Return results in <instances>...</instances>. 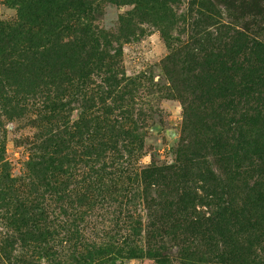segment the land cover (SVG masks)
Listing matches in <instances>:
<instances>
[{
	"label": "rangeland",
	"instance_id": "1",
	"mask_svg": "<svg viewBox=\"0 0 264 264\" xmlns=\"http://www.w3.org/2000/svg\"><path fill=\"white\" fill-rule=\"evenodd\" d=\"M90 1L99 6L94 26L109 38L106 54L112 56L116 50L121 52L118 58L120 68L113 72L118 75L119 71H124L125 77L134 83L126 88L129 96L115 102L113 113L107 117L111 123L117 124L115 133L135 135L134 144L131 145L132 140L127 143L128 150L136 147L139 135L143 144L141 152L134 153L129 159L124 157L114 170L106 169L105 173L114 171L110 178L103 176L99 180L101 176H98L99 184L108 187L112 194L109 200L105 198L92 208L90 200H81L82 196H86L85 189L93 181L95 170L103 164L109 167L110 160L92 156L89 167L87 144L78 137L85 129L73 128L69 131L73 139L65 143L68 150L61 153L62 157L66 156L62 171L69 175L65 177L68 180L64 189L68 197H63L64 193L54 195L46 186L39 168H45L52 151L58 149H53L56 139L53 144L48 142V137L45 141V137L50 130L60 129L62 123L57 118L44 122L50 114L47 108L53 103L68 104L61 114L71 125L78 120L85 124L91 120V115L100 120L107 107L103 106V100L102 105L99 102V92L94 89L97 84L81 88L82 80L77 76L65 81L58 89L34 84L36 72L30 63L38 62V52L33 53L30 49L7 53L8 56L0 58V264H92L84 259L89 256L88 252L103 251L104 248L127 249V244L132 242L135 248L145 253L153 244L147 234L148 226L159 217V209L164 205L162 200L167 203L169 200L161 187L143 192L136 176L152 162L155 166L174 163L178 148L188 147L194 135L190 121L196 120L197 126L205 128L211 125V119L204 120L199 116L204 112L197 96L189 92L185 94L182 90L179 97L172 89L171 72L167 74L163 69L166 65L170 70L171 61L166 59L174 55L177 71L182 73L183 88L188 87L200 72L207 73L205 63L196 60L193 66L190 56L197 55L198 44L205 37L204 31L214 30L205 28L200 17L189 13L190 0H167L163 10L158 12L162 22L141 19L138 13L133 16V5H123V2ZM196 1L207 6L205 0ZM209 1L219 14V19L208 22L209 26L218 21L257 43L259 48L251 56V62L254 65L255 61L262 59L261 70L264 71V0ZM16 20L13 6L8 0H0V21L13 23ZM212 34L216 37L215 33ZM200 43L204 47L205 44ZM244 57H250L248 52ZM105 70L98 69L100 72ZM254 71L252 68L251 83L255 84L260 69ZM122 93L123 90L118 98ZM243 96L250 98V105L258 107L261 114L264 112V83L253 86L252 91L239 93L232 104L236 110L242 106ZM230 101H224V106L229 108ZM104 103L108 105L112 101ZM263 119L264 115L256 125L260 132ZM122 140H118V145ZM105 156L112 155L107 153ZM246 175L249 187L255 183L264 189V175L259 178L250 173ZM241 185L240 181L232 185L233 191L227 201L233 212L226 227L219 224L222 235L214 227L217 222L210 226L208 221L214 219L213 214L226 199L221 197L219 190L212 191L200 183L195 185L198 198L194 202V211L186 214L193 221L200 220L201 235L191 238L182 234L184 232L178 233L179 248L173 246L170 236V240L165 238V255L170 264L182 263L180 255L191 253L208 264H232L235 261L264 264V211L260 212L258 205L250 201L253 200L250 189L244 192L237 189ZM17 201L23 202L30 214L39 210L43 212L32 216L21 235L10 221L15 212L19 213L15 209ZM171 213L176 211L165 215L171 216ZM115 264H154V261L143 258L118 260Z\"/></svg>",
	"mask_w": 264,
	"mask_h": 264
},
{
	"label": "trees",
	"instance_id": "2",
	"mask_svg": "<svg viewBox=\"0 0 264 264\" xmlns=\"http://www.w3.org/2000/svg\"><path fill=\"white\" fill-rule=\"evenodd\" d=\"M8 1L16 11L17 20L13 23L0 21V58L8 56L7 53L12 54L18 51L22 53L30 49L33 53L38 52L40 54L38 62L31 61L30 63L32 70L36 72L34 84L40 83L43 86L49 85L58 89L66 83L65 81L77 76L82 80L81 88L97 84L94 89L99 92V102L102 105L101 100H103V106L107 107L104 109L102 119L99 120L98 116L91 115V120L85 123L87 127L79 120L76 124L70 125L68 118L61 114L65 108H68V104L53 103L50 108H47L50 114L44 120V122H51L57 118L62 123L60 129L50 130L45 137V141L48 137V142L51 141L53 144L56 139L57 144L53 146V149H58L56 152L52 151V155L48 157L47 166L39 168L42 171V177L46 180V186L54 195L64 193L63 197H68L64 189L68 180H65V177L69 175L62 171V161L66 160V156L62 157L61 153L68 150L65 143L73 139V135L69 133L73 128L85 129L84 133L78 137H81L87 144L89 167L92 156L97 159L101 156L103 160H110L109 167L103 164L95 170L93 181L85 189L86 196H82L81 200H90V206L94 208L105 198L109 200L108 197L112 194L108 187L99 184L103 176L107 179L114 173V171L105 173V170L108 168L114 170L124 157L129 159L134 153L141 152L143 146L142 140L137 135L139 141L136 147L128 150L127 143L132 140L131 145H133L135 135L115 133L114 127H117V124L111 123L108 118L114 111L113 104L129 96L126 88L128 85H134L133 80L125 77V72L122 70L118 73L120 78L113 72L114 69L120 68L118 58L121 52L116 50L112 56L106 54L105 47L109 45V38L104 31H99L94 26L96 22L94 16L99 9L94 2L90 0ZM113 1L123 2V5H133V16L138 13L141 19L152 22L161 21L158 12L163 10L162 7L167 2V0H161L160 3L152 0ZM205 1L207 2L206 7L202 2L197 3L196 0H190L188 11L200 17L205 28L214 30V32L207 31L208 33L204 31L206 38L202 37L200 40L205 44L204 47L199 42L198 56H190L193 66L196 60L203 61L207 67V73L201 74L200 72V75L195 77L188 87L183 88L182 73L177 71L178 63L174 55L166 59L168 62L171 61L170 70L168 71L166 65L163 69L167 74L171 72L172 89L179 97L183 91L185 94L189 92L197 96L204 112L199 116L204 120L211 119V125L205 128L202 125L197 126L196 120L190 121L194 135L188 147L178 148L174 163L155 166L152 162L136 176L140 180L143 192L155 191L157 187H161L165 191V197L169 200L168 203L162 200L164 205L159 209V217L148 226L149 232L146 229L149 240L153 243L151 247L143 253L135 248L136 245L132 242L127 244V249L104 248L103 251L88 252L89 256H85L84 259L92 264H115L118 260L131 261L143 258L154 261V264H170L165 255L167 250L164 243L165 238L168 239L170 236L173 246L179 248L178 233L184 232L182 234H187L191 238H198L201 235L200 220L193 221L186 214L190 210L194 211V202L198 198L194 188L197 183L212 191L219 190L221 197L226 199L223 205L219 206L218 212L213 214L214 219L208 221L210 226L217 222L214 227L219 235H222V227L219 224L226 227L229 221L227 219L233 212L227 200L231 197L232 185L235 182L240 181L242 185L237 189H242V192L250 189L249 192L253 199L250 201L258 205L260 212L264 211V189L262 190L261 186L257 187L255 183L251 186L252 188L249 187L246 175L250 173L258 178L264 175L262 171L264 168V119L262 131L256 129L264 112L261 114L258 107L251 106L252 100L246 96L242 97V106L239 109L236 110L232 106L233 99L239 93L252 91L253 86H261L264 83V71L261 70L262 59L254 60V65L251 62L253 58L251 56L259 45L246 35L218 21L213 26H209L208 22L219 19V14L209 0ZM126 27L129 28V26ZM212 33H215L216 37H213ZM247 52L250 57L246 58L244 55H247ZM252 68L255 71L260 69L259 78L255 84L251 83ZM98 69L106 70L100 72ZM122 90V96L118 98ZM227 99L232 100L228 104L229 108L224 106V101ZM107 100L112 103L107 105L104 103ZM140 134H142L141 131ZM120 138L123 140L118 145ZM49 146L52 144L49 143ZM94 149L96 154H94ZM107 153L112 156L106 157ZM73 158L76 156L73 155ZM98 176H101L99 180H97ZM77 197L80 196L77 195ZM15 204V209L19 213L15 212L10 221L15 231L21 235L24 226L27 227L28 222H31L32 216L36 213L42 215L43 212L39 210L30 214L28 207H23V202L17 201ZM6 208H9L8 204ZM173 210L176 213H171V216L165 215ZM153 245L155 246L152 247ZM180 261H182L180 264H208L203 258L193 253L181 254ZM232 264H243V262L235 261Z\"/></svg>",
	"mask_w": 264,
	"mask_h": 264
}]
</instances>
